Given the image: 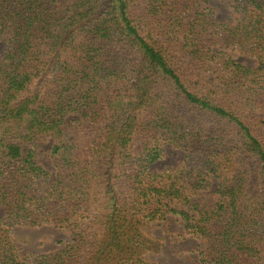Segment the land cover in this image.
I'll use <instances>...</instances> for the list:
<instances>
[{
    "label": "trees",
    "instance_id": "obj_1",
    "mask_svg": "<svg viewBox=\"0 0 264 264\" xmlns=\"http://www.w3.org/2000/svg\"><path fill=\"white\" fill-rule=\"evenodd\" d=\"M231 8L0 0V264H154L148 228L171 215L202 264H264V0ZM165 145L185 160L154 173ZM43 226L71 242L22 260L12 230Z\"/></svg>",
    "mask_w": 264,
    "mask_h": 264
},
{
    "label": "rangeland",
    "instance_id": "obj_2",
    "mask_svg": "<svg viewBox=\"0 0 264 264\" xmlns=\"http://www.w3.org/2000/svg\"><path fill=\"white\" fill-rule=\"evenodd\" d=\"M214 9V19L218 23L233 24L235 14L231 8V0H203ZM4 40H0V57L5 50ZM232 57L241 64L254 67L256 60L233 51ZM37 151L40 163L51 174L54 173L55 158L50 154L52 139L40 136L37 141ZM185 153L172 145L164 146L163 158L151 167L154 173L164 172L179 167L185 160ZM213 184L210 195L216 190ZM4 212L0 208V219ZM158 245V251L148 253L146 260L154 264H202L200 254L204 250L203 241L186 226L185 221L178 216H168L165 221L152 223L147 231ZM12 240L19 252L20 258L30 262L34 257L50 254L62 249L71 242L72 227L60 229L53 226L39 228L16 227L11 232Z\"/></svg>",
    "mask_w": 264,
    "mask_h": 264
}]
</instances>
